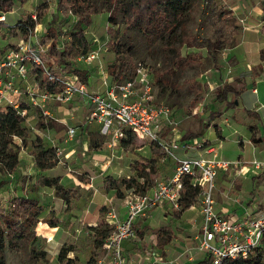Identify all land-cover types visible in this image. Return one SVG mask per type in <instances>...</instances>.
Here are the masks:
<instances>
[{
  "label": "rangeland",
  "instance_id": "rangeland-1",
  "mask_svg": "<svg viewBox=\"0 0 264 264\" xmlns=\"http://www.w3.org/2000/svg\"><path fill=\"white\" fill-rule=\"evenodd\" d=\"M91 2L96 13L87 29V38L91 43L90 50H102L99 51V59L91 65L79 63L83 70H89V87L103 91L100 70H107L115 59L113 43L130 46L135 64L141 63L150 71L157 103L174 111L180 135L196 133L201 127L204 134L189 140L190 143L214 145L222 158L231 161L228 170L220 171L214 182V186L224 193L222 197L220 191L217 195V203L223 205L217 206V209L224 208V213L230 210V214L240 215L241 206L250 201L252 204L264 201V144L258 146L250 141L251 128L255 127L250 111H255L254 107L258 108L259 104L264 105V13L256 9L261 8L264 0H198L185 24V31L192 35L199 31V38L194 47H184L182 54L201 52L203 58L172 76L164 72L173 58L167 50V46L174 42L173 37L165 34L149 46L141 30L127 27L125 17L135 0H122L125 8L117 13L115 23L109 21L111 9L108 0ZM44 5H48V13L34 21L32 15ZM220 9L233 12L231 18L240 31L235 46L219 54L222 70L218 71L206 52L205 40L210 36L206 18ZM6 15V25L0 26L2 55L17 47L21 36L11 33L10 26L20 21L37 29L38 40L42 42L51 27H58L65 34L78 20L68 10L67 0L17 2L14 11ZM180 33L181 28L175 34ZM174 43L179 45L178 41ZM40 79L32 78L30 85H40ZM17 81L25 94L29 88L27 82ZM224 81L242 91L235 105L215 100V91ZM195 96L201 100L189 110L188 105ZM46 110L56 126L39 129V120L44 115L40 108L32 107L24 122L29 132L28 143L23 145L22 140L16 138L20 148L18 170L13 175L0 174L1 207L9 208V203L16 196L35 197L43 204V222L35 228L36 240L33 243L22 242L19 250L6 246L4 262L106 263L107 252L98 247L97 239L102 233L111 235L115 231L114 215L121 219L124 201L106 185L107 178H139L137 162L155 159L157 172L146 170L142 173L144 177L138 179L139 185L147 190L156 179L165 180L173 175L174 161L149 139L129 132L123 143V139L115 141L103 135L98 123L86 126L90 106L82 98L50 102ZM56 118L63 119L65 123L56 121ZM261 122L264 124V113ZM69 127L77 129L74 138L68 135ZM79 137L82 144L78 141ZM43 151L51 152L47 153L51 168L46 172L38 168L35 159L36 154ZM183 152L175 150L178 156H182ZM254 162L261 163L260 171L253 167ZM256 176L260 178L256 179ZM47 180H58L60 189L48 185ZM120 190L123 196L134 192L127 191L122 185ZM200 210L199 199L193 206H188V200H185L180 209L165 205L140 218L135 226V236L123 245L128 260L132 264H157L156 261L158 264H197L206 257L199 249ZM50 222L58 226L51 227ZM261 264H264V254Z\"/></svg>",
  "mask_w": 264,
  "mask_h": 264
},
{
  "label": "built area",
  "instance_id": "built-area-1",
  "mask_svg": "<svg viewBox=\"0 0 264 264\" xmlns=\"http://www.w3.org/2000/svg\"><path fill=\"white\" fill-rule=\"evenodd\" d=\"M6 16L0 14V24H6ZM32 19L37 20L36 12ZM37 33L38 30L33 29L27 39L19 40L15 49L5 55L0 53V109L9 106L27 118L28 111L21 110V102L26 99L32 106L40 108L45 117L51 118L46 110L48 103L68 102L73 97H79L90 106L86 126L97 122L102 134L115 141L126 138L129 132L149 139L162 148L175 164L172 176L165 180L156 179L144 194H130L124 198L126 216L118 219L114 215L116 229L103 245L108 258L102 264H132L123 245L135 236L136 223L166 204L180 209L186 177H192L193 187L202 189L199 194L201 220L198 224V241L200 251L210 257V264L246 261L259 252L264 253V201L242 206V213L233 217L218 212L217 202L210 196L211 188L215 187L219 172L227 171L231 161L223 159L214 145L204 146L199 142L196 145L182 140L174 111L156 101L149 69L139 63L132 78L118 82H111L107 70L101 69L103 91L96 89L91 92L88 84L81 81L73 70L68 68L60 76L49 70L41 55L50 45L42 44ZM99 51L91 50L78 61L91 65L99 59ZM32 67H42L48 81L61 83L64 89L51 93L41 90L37 83L30 85L29 71ZM38 77L36 74L33 78ZM17 80L27 82L29 88L25 94ZM76 131L75 127H69V137L74 138ZM180 149L184 150L183 156L175 153ZM191 151L198 154L188 155ZM253 167L260 171L261 163L254 162Z\"/></svg>",
  "mask_w": 264,
  "mask_h": 264
},
{
  "label": "trees",
  "instance_id": "trees-1",
  "mask_svg": "<svg viewBox=\"0 0 264 264\" xmlns=\"http://www.w3.org/2000/svg\"><path fill=\"white\" fill-rule=\"evenodd\" d=\"M28 0H0V14H8L14 11L16 3L24 4ZM63 1V0H60ZM110 2L111 14L109 21L116 22L117 13L124 9L122 0H108ZM198 0H135V3L130 7L129 14L125 17L127 27L130 29H139L142 31L144 38L149 46H152L156 40L162 38L165 34L173 37L174 42L178 41L179 45L176 46L173 42L167 46V50L173 54L171 65L167 67L164 74L169 76L176 75L182 72L192 64H197L203 58L201 52H188L182 54L184 47H194L195 42L199 38V31L192 35L185 31V24L191 15ZM68 10L78 20L76 24L65 34L58 27H51L49 34L42 38V44H50L45 54H42L44 64L49 70L57 75H63L68 67H70L83 81L88 84L89 70H83L80 66L78 58L87 55L91 50V43L87 38V29L92 24L95 9L91 0H67ZM264 10V2L262 4ZM48 5L39 7L37 12L38 19H42L48 13ZM233 12L231 10L220 9L210 14L206 18V23L210 28V36L205 40V49L207 54L212 60L213 67L221 71L222 67L219 63V54L227 49L235 46L236 37L239 34L240 27L231 18ZM38 24V22H37ZM6 25L1 23L0 26ZM201 25V24H200ZM12 28L11 33H16L21 36L20 39H27L33 26L27 22H18ZM181 28L180 34H175ZM18 33V34H17ZM65 35V36H64ZM63 47H60L62 46ZM112 51L114 53V61L107 67V72L111 82H118L123 79L132 78L136 72L135 62L133 61L130 46H123L118 42L113 43ZM38 74L41 90H46L51 93H59L64 89L63 84H52L48 81L47 76L44 74L42 67H32L29 71V78ZM159 76L158 73H156ZM161 78V76L159 77ZM215 91V100L220 103L235 105L236 99L242 94L241 89L226 81L221 83ZM201 98L195 96L188 105L189 110L194 109ZM34 107L28 101L23 99L21 102V110L28 112ZM250 116L255 122H259L260 118L258 113L250 111ZM42 116L39 120V129H53L56 123ZM26 118L19 115L17 110L12 107H5L0 109V174L13 175L20 164L19 159V145L16 138L22 140L23 145L29 141L28 129L24 126ZM257 128H251L252 143L261 145L264 144V135L257 133ZM204 134L202 128L196 133H189L182 136V140L188 142L192 139H197ZM79 143L82 142L81 137L78 138ZM123 139V143H124ZM82 144V143H81ZM47 153L39 152L36 154V163L38 168L46 172L51 168V164L47 159ZM136 170L139 172V178H143V172L149 170L151 173L157 172V163L155 159L142 162L138 161ZM136 176H129V178H122L121 180L107 178L106 185L119 194V198L124 199L126 196L121 194L120 185L124 186L127 191L134 192L132 194H144L146 187L139 185ZM168 176L165 178L167 179ZM259 179L260 176H256ZM254 178V179H255ZM85 181V180H84ZM87 182V181H85ZM120 182V183H119ZM48 185L60 189L58 180H47ZM184 192L181 204L183 201L188 200V206H193L198 203V197L202 189L199 186H192V177L184 179ZM65 194V193H64ZM124 197V198H123ZM255 200V199H254ZM252 201L245 204L251 205ZM9 208L0 206V220L2 226L0 227V264L4 262V251L6 246L11 250H19L21 243H33L36 240L35 228L41 220L43 213V204L38 198L16 196L9 203ZM7 209V210H6ZM111 222V221H110ZM51 227L58 226L54 222H50ZM92 231L94 229H91ZM110 234L102 233L97 239L98 247H103ZM263 252H259L249 260L226 261L224 264H261L263 260ZM197 264H210V257L206 255L204 259Z\"/></svg>",
  "mask_w": 264,
  "mask_h": 264
},
{
  "label": "crops",
  "instance_id": "crops-1",
  "mask_svg": "<svg viewBox=\"0 0 264 264\" xmlns=\"http://www.w3.org/2000/svg\"><path fill=\"white\" fill-rule=\"evenodd\" d=\"M258 11H261V13L263 12L264 13V10H263V7L261 6V8H259V7H257L256 8ZM259 13V12H258ZM238 82H239V80H237ZM259 81H260V79H259ZM258 81V82H259ZM257 82V83H258ZM88 87H89V85H88ZM97 89H99L100 90V88H97ZM89 90L91 91V92H93L94 90H96V88H93V89H91V87H89ZM255 108V112L256 113H258V115H259V118H260V121L259 122H255V127L257 128V133L258 134H260V133H262L263 135H264V124H262V113H264V105H260L259 104V107L257 108V107H254ZM57 119V121H59L60 123H65V122H62V120H60L59 118H56ZM95 123H97V122H95ZM199 129H200V127H199ZM198 129V130H199ZM192 140H194V139H192ZM252 140V133H251V138H250V141ZM188 142H190V141H188ZM259 146V145H258ZM246 148V147H245ZM198 154V152H196V151H191V152H189V154L188 155H191V156H196ZM183 155H184V152H183ZM182 155V156H183ZM221 156V155H220ZM223 159H225V158H223ZM225 160H228V159H225ZM219 191H220V193H221V197L224 195V193L221 191V189L220 190H218L217 188H216V198H217V195L219 194ZM217 202H219L218 200H217ZM166 206H167V204H166ZM217 206H223V205H220L219 203H217ZM164 207V206H163ZM162 208V207H161ZM241 208H242V206H241ZM122 209H123V215H122V217H121V219L122 218H124L125 216H126V213H125V208H124V204H123V206H122ZM218 210V209H217ZM243 211V210H242ZM218 212L219 213H221L222 215H225V216H229V217H233L235 214H230V210H229V212L228 213H224L225 212V209L224 208H221V210H218ZM111 222H112V220H111ZM128 242V241H127ZM127 242H125V243H127ZM156 263L158 264V261H156Z\"/></svg>",
  "mask_w": 264,
  "mask_h": 264
},
{
  "label": "bare ground",
  "instance_id": "bare-ground-1",
  "mask_svg": "<svg viewBox=\"0 0 264 264\" xmlns=\"http://www.w3.org/2000/svg\"><path fill=\"white\" fill-rule=\"evenodd\" d=\"M215 192H216V187H212V188H211V192H210V196H211V198H212L213 200H215V201L217 202L216 197H215ZM112 222H113V221H112Z\"/></svg>",
  "mask_w": 264,
  "mask_h": 264
}]
</instances>
